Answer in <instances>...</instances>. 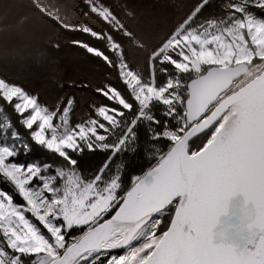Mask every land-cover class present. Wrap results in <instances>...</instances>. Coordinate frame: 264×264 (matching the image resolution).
<instances>
[{"label": "snow or ice", "instance_id": "obj_1", "mask_svg": "<svg viewBox=\"0 0 264 264\" xmlns=\"http://www.w3.org/2000/svg\"><path fill=\"white\" fill-rule=\"evenodd\" d=\"M209 7L197 0L151 48L106 0H85L82 9L102 18V29L37 9L104 43L72 41L118 72L123 89L106 81L95 92L122 109L93 105L97 116L76 121L74 98L49 106L0 76V99L23 129L11 121L0 127V176L12 188L0 189V264H264V14L253 10L264 13V0H225L220 14L205 16ZM126 40L142 51V70L129 61ZM253 66L249 89L227 95L230 87H211L230 85ZM199 135L206 142L193 148ZM146 145L156 162L125 191L116 158ZM37 148L56 160H21ZM97 149L108 156L89 173L81 161ZM237 193L259 236L239 252L213 243L218 217Z\"/></svg>", "mask_w": 264, "mask_h": 264}, {"label": "trees", "instance_id": "obj_2", "mask_svg": "<svg viewBox=\"0 0 264 264\" xmlns=\"http://www.w3.org/2000/svg\"><path fill=\"white\" fill-rule=\"evenodd\" d=\"M115 9L127 26L138 39L148 48L158 44L168 36L178 22L194 7L197 0H106ZM225 0H210V7L205 16L218 15ZM85 0H0V31L2 28L12 31L0 33V72L14 78L22 85H31L40 98L49 106L56 105L58 100L66 101L74 98L75 107L73 120L79 121L89 116H97L93 105L115 106L122 109L118 103L108 101L95 92V88L106 81L118 89H123L118 72L109 68L105 62L88 53L82 47L75 46L74 39L91 41L103 49L104 43L78 31H67L60 28L46 16L41 15L38 8L47 11L48 16L58 17L64 23L86 24L96 29H102L104 22L95 14H83ZM258 15V7L253 9ZM51 11H54L53 13ZM28 33V37H26ZM30 35L35 39H30ZM58 44L55 48L53 45ZM129 61L138 69H143L142 51L131 41H125ZM17 56V57H16ZM21 61L19 67L14 66L16 59ZM82 85H86L82 86ZM6 116L16 129L23 132L19 125L17 114L10 104L0 99ZM101 122L103 118H99ZM107 123V122H105ZM144 132H141V142L144 143ZM206 142L204 135L194 138L190 144L193 148ZM166 151V147L160 145ZM141 148L135 155L120 153L115 164L122 165L123 186L127 191L132 186V179L143 175L155 164L154 149L150 145ZM40 149H34L28 154L29 159L40 157ZM108 153L97 149L86 152L81 161L89 173L95 171L107 159ZM113 165V170L115 169ZM123 194V193H121Z\"/></svg>", "mask_w": 264, "mask_h": 264}, {"label": "water", "instance_id": "obj_3", "mask_svg": "<svg viewBox=\"0 0 264 264\" xmlns=\"http://www.w3.org/2000/svg\"><path fill=\"white\" fill-rule=\"evenodd\" d=\"M249 74V72L244 73L241 75L238 79L244 77L245 75ZM257 75L250 78L245 84H243L238 89L232 91V92H239L241 89H249L251 86L254 85V82L256 80ZM236 80H233L231 84L229 85V82L227 79L219 81L215 83L214 85H211V87L214 88H231ZM232 92L228 93L227 95H232ZM191 142V141H190ZM242 197L244 198L243 194ZM245 200V198H244ZM249 206L244 204L242 207V211L240 215L234 216L231 219V222L222 223L219 220L217 221L216 225L213 228V234H217L218 232L221 235V241L227 244V239L234 238V241L232 242V246L236 249V251H241L245 247L247 248H253L255 241L258 240L259 236L255 229L248 227V221L246 218H244V209ZM174 214V213H173ZM229 221V220H228Z\"/></svg>", "mask_w": 264, "mask_h": 264}, {"label": "rangeland", "instance_id": "obj_4", "mask_svg": "<svg viewBox=\"0 0 264 264\" xmlns=\"http://www.w3.org/2000/svg\"><path fill=\"white\" fill-rule=\"evenodd\" d=\"M107 3H109V2H107ZM51 12L53 13L54 11H51ZM16 26H17L16 24L13 25L12 28H10L9 30H7L6 28H2L1 31H0V33H1V34H4L5 32L12 31V29H14ZM28 36H29L28 33H26V37H28ZM28 39H29V37H28ZM30 39H31V40H32V39H35V36L30 35ZM16 57H17V56H16ZM20 65H21V61H20L19 58H18V59H16V61H15V63H14V66L19 67ZM248 72H249V74L245 75L244 77H242V78H240V79H238L237 81L234 82V84H233L232 87H231V90H232V91L238 89V88L241 87L243 84H245L250 78H252L253 76H255V75L258 74V70H257V68L254 67V66H253V67H250L249 70H248ZM0 76H6V77H8L10 80H13V81H15V82H18V81L14 78V76H8V75H5L4 73H1V72H0ZM18 83H19V82H18ZM19 84H20V83H19ZM21 85H22V84H21ZM23 86H24L26 89H28V90H30V91H32V92H34V93H38V91H37L35 88H33L31 85H29V84H28L27 86L24 84ZM232 91H228L227 94L230 93V92H232ZM38 94H39V96H40V92H39ZM39 99H40L41 101H43L42 98L39 97ZM43 102H46V101H43ZM63 102H64V101H62V100L60 99V100L57 101L56 104H58V103H63ZM46 103H47V102H46ZM54 105H55V104H53V106H54ZM8 121H10V120H9V118L6 116L3 107L0 105V127H3V125H4L5 123H7ZM10 132H11V130H9V135H10ZM38 149H39V148H38ZM40 153L43 154V155H41L40 157H38V158L35 159V160H33V159H29V158H28V155H27V156H21V160H22V161H28V162H40V161H43V162H54V161L56 160V157H55L53 154L49 153V152H45L44 150L40 149ZM0 189H2V190H12L11 185H10L9 183H6L5 180H4V178H3L2 176H0ZM17 199L19 200L18 197H17ZM172 211H173V213H174V209H173ZM169 222H170L169 216H165V218H164V226H165V230H166V225H168ZM74 235H75V233H74Z\"/></svg>", "mask_w": 264, "mask_h": 264}, {"label": "bare ground", "instance_id": "obj_5", "mask_svg": "<svg viewBox=\"0 0 264 264\" xmlns=\"http://www.w3.org/2000/svg\"><path fill=\"white\" fill-rule=\"evenodd\" d=\"M244 204H245V200L242 197V193H237L235 196L230 197L226 210L223 213H221V215L218 217V220L222 223L231 222V219L234 216L240 215ZM226 241L227 244L226 242L224 243L223 241H221V235L219 232L213 235V243H217V244L223 243L226 245L228 244L231 245L232 242L234 241V238H229Z\"/></svg>", "mask_w": 264, "mask_h": 264}]
</instances>
